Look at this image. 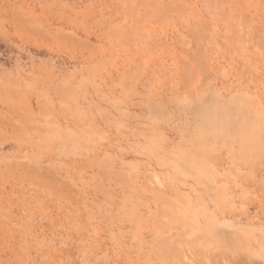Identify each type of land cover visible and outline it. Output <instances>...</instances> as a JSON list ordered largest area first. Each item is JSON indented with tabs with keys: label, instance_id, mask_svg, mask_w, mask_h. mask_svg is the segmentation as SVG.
<instances>
[{
	"label": "rangeland",
	"instance_id": "1",
	"mask_svg": "<svg viewBox=\"0 0 264 264\" xmlns=\"http://www.w3.org/2000/svg\"><path fill=\"white\" fill-rule=\"evenodd\" d=\"M0 264H264V0H0Z\"/></svg>",
	"mask_w": 264,
	"mask_h": 264
}]
</instances>
